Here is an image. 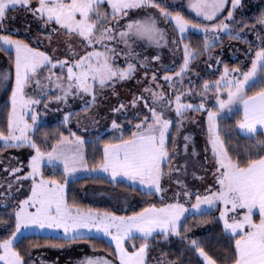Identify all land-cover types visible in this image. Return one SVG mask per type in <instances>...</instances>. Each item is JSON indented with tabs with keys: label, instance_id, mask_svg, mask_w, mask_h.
<instances>
[{
	"label": "snow or ice",
	"instance_id": "1",
	"mask_svg": "<svg viewBox=\"0 0 264 264\" xmlns=\"http://www.w3.org/2000/svg\"><path fill=\"white\" fill-rule=\"evenodd\" d=\"M181 7L170 0H0V54L9 61V69L0 71V89L10 87L0 121V154L32 150L26 165L3 170L0 229L7 234L0 236V264H35L32 248L63 249L90 241L93 233L108 237L114 248L79 264H149L153 242L168 245L173 238L183 247L175 258L161 249L156 264H192L193 258L195 264H264V10L248 22L237 19L242 0H187L195 20L177 10ZM12 10H23L37 24L35 30L27 24L26 39L6 27ZM192 32L202 36L196 47L189 40ZM249 34L255 39H247ZM225 37L246 45L243 61L235 57L239 62L229 64L214 54ZM137 48L155 51L149 56ZM165 50L172 54L167 64ZM201 58L215 78L193 71ZM133 79L140 91L111 109L125 122L111 120L110 139H86L71 130L37 138L41 106L47 112L55 104L64 126L73 117L78 127L82 118L95 126L98 101L109 90L119 97L117 86ZM75 101L81 102L79 112L71 110ZM190 112L206 120L199 164L205 175L192 173L204 184L202 191L187 183L188 160L200 156L193 137L183 134L187 122L198 123ZM88 146L101 151L92 164ZM181 154L185 163L176 166ZM45 164L60 169V178L46 176ZM101 178L126 183L147 198L146 206L117 215L69 197L70 181ZM165 178L175 189L165 187ZM25 182H30L27 194L19 199ZM188 215L199 219L188 224ZM212 223L221 225L218 237L190 235L194 227ZM31 229L62 230L65 243L49 236L43 245L22 247ZM212 239L225 241L222 252L207 250Z\"/></svg>",
	"mask_w": 264,
	"mask_h": 264
},
{
	"label": "rangeland",
	"instance_id": "2",
	"mask_svg": "<svg viewBox=\"0 0 264 264\" xmlns=\"http://www.w3.org/2000/svg\"><path fill=\"white\" fill-rule=\"evenodd\" d=\"M170 2L174 5L178 4L182 7L177 10L184 11L185 15L192 19H197L195 17V14L192 13L190 10L187 9V0H170ZM263 3L264 0H242L243 7H241L237 12V19L243 18L245 21H247L248 17H255L256 10L258 9V4ZM253 10H252V8ZM252 11L250 14L247 15L248 11ZM226 14V13H225ZM247 16V17H246ZM12 17H15V19H12ZM29 22H32V16L28 13L23 12H15L12 15L8 16L7 21L5 22L6 27L9 29V31L19 30L16 32L18 35L25 36V28ZM31 27L33 30L37 28V24L32 22ZM161 27H165V25L162 23ZM169 30L171 29V25L167 26ZM197 34L199 33L192 32L189 34ZM247 39L253 40L255 39L254 34H249L247 36ZM246 49V45L240 42L236 41H229L227 37L224 38L223 41V48H217L215 49L214 54L221 56V58L224 60V62L229 64H235L238 63L235 59V57H239L240 61H243L245 59L244 52ZM44 50V49H42ZM50 51V50H49ZM137 51H143L145 55H153L154 51L153 49H142L137 48ZM164 63H170L172 54L167 52V50L164 51ZM180 54H177L179 57ZM121 64H123V61H121ZM9 69V61L6 56L3 54H0V71L8 70ZM193 71L198 72L201 74V76L205 79H213L214 76L210 75L211 70L206 71V58L204 60H198L193 64ZM139 76H143V72H140L138 74ZM161 75H163L161 73ZM218 75V73H216ZM14 78V73H13ZM193 80L196 83H199L200 81L196 80L195 77H193ZM11 83V81H10ZM10 88V87H9ZM0 89V100L6 93V91L9 89ZM167 86H165V89ZM140 91V86L137 84L136 80H130L126 83L119 84L117 86V92L119 93V97L112 94V92L109 90L106 92L105 96L102 97L98 101V107L93 109V112L96 113L95 119L98 121V123L93 126L92 120L88 118H82L81 120V127L87 126L89 128L88 132H83L81 130V127H78L77 124V118L73 122V126L80 132L83 133H91L95 131H99L102 134H111L110 126H111V120L114 118H118V122H124L125 117L124 116H114L111 113V109L115 106H118L120 102L127 103L128 100H130L132 94H138ZM190 102L193 103H199V98H189ZM81 102L75 101L71 103V110L74 112H79L81 109ZM63 109V105L60 106ZM57 106L55 104L50 105V108L47 112L44 111L43 106H41V116L40 121L42 124H48V123H57L61 122L63 119V111H57ZM132 112L133 110L129 109V113L127 116V119H132ZM189 117H194L198 123H193L191 121L187 122L184 125L183 134L185 135H191L194 140L196 151L200 153L199 157H190L188 160L189 168H188V175H187V183L189 187L194 189L203 190L204 184L201 183V181L193 179L192 173L195 171L196 175H205L203 171L199 170V164L203 163V148L205 146V138L206 133L202 129L206 127V120L204 114L200 113H188ZM71 122V121H70ZM69 122V123H70ZM179 140V138H178ZM180 146L182 148L183 142L182 140H179ZM31 149L28 148H20V149H10V151L5 152L3 154H0V182H3L5 180V174L3 170L5 168H8L11 164L12 166H20V164L26 165L27 160L30 158ZM185 163V159L183 158V155L181 154L180 157L177 158L176 161H174V164L176 166L182 165ZM51 168L45 164L43 170L45 172V169ZM85 175V174H81ZM175 179V176L173 177ZM207 183H211V177L210 173L206 177ZM30 182H25L24 189H21V191L18 194L19 199H23L27 192L25 189H27L28 184ZM165 187H170L172 189H175V185L172 181H169L167 178L164 180ZM68 191V188H67ZM169 195H171V192H169ZM85 199H90L94 202L100 203V204H111L115 209L121 208L120 203H126L128 201L127 196H124L123 193L120 191H106L101 188H93L88 190L84 194ZM129 202V201H128ZM3 208L2 206H0ZM117 214V213H116ZM118 215V214H117ZM125 215H129L126 213ZM258 219V217H257ZM95 234V233H93ZM27 235H43V236H51V237H59L63 238L64 233L62 230H49V229H31L27 231L25 234ZM103 237V236H100ZM106 239L107 242H109L108 237H103ZM110 243V242H109ZM82 244V245H79ZM111 244V243H110ZM113 245V244H112ZM114 246V245H113ZM106 256L103 252L99 251H93V248L91 245L85 246L83 243H72L70 246H66L63 249H54V248H46L41 247L39 249H36L34 252H32V258L35 261V264H41V261L44 262V264H79V261L83 260L87 256ZM149 264H156V258L150 262Z\"/></svg>",
	"mask_w": 264,
	"mask_h": 264
},
{
	"label": "trees",
	"instance_id": "3",
	"mask_svg": "<svg viewBox=\"0 0 264 264\" xmlns=\"http://www.w3.org/2000/svg\"><path fill=\"white\" fill-rule=\"evenodd\" d=\"M257 7L258 9L256 10L255 16L258 15L262 10H264V4L259 3ZM15 12L24 13L23 10H12L8 12V16L12 15ZM251 12L252 11L249 10L247 15L250 14ZM251 18L252 17H248L247 21L251 22ZM16 35L18 38L25 39V37H23L22 35H18V34ZM189 40L192 42L193 46L196 47L200 44L202 40V36L197 35V34H191L189 36ZM204 59L205 58H201L200 60H204ZM9 94H10V88L6 91V93L0 100V121L3 120L4 112L6 111L5 106L7 104ZM75 119L76 117H73V119L67 126H64L61 122L42 124L40 132L37 134V138L39 139L44 132H48L51 135V134H54L56 131H61L64 133V135H68L69 130L76 132L78 135L85 136L86 139L91 136L99 135V136H102L104 140H108L112 136L111 134H102L99 131H95L91 133L80 132L73 126V122L75 121ZM124 122H125V119H124ZM227 123L229 124L232 123V120H228ZM8 151H10V149H7L3 153L8 152ZM100 156H101V151L99 149L94 151L91 146H88L89 164H92L95 161L99 160ZM60 172H61L60 169L47 168L45 169L44 173L46 176L55 174L56 178L59 179ZM93 188H101L108 192L115 191V190L120 191L121 193L124 194V196H127L128 198H130L128 199L129 202L127 201L126 203H120L121 208L115 209L111 204H100L90 199H85L84 194L88 190L93 189ZM68 195L70 198H74L77 203L81 204L84 207H91V208L100 209V210L113 211V212H116L118 215H125L126 213L130 215L133 211H139L140 208L146 206L145 200L147 199L146 197L141 196L139 192L133 191L130 187L127 186L126 183H120L119 185H113V184H110L106 178H101V179H96V180L81 179L75 183H72L70 181L68 184ZM152 199H153V202L158 203L157 198H152ZM70 202H71V199H70ZM2 212H3V208L0 207V213ZM213 215H218V213L214 212ZM194 219H199V217L194 218L192 215H188V218L185 222L188 224H193ZM220 230H221V225L212 223V224H206V225H200V226L194 227L193 233L190 235L194 238L199 237L202 239H209L210 237H218ZM6 234L7 233L3 231V229H0V236L6 235ZM48 237L49 236H43V235H27L26 239H22L21 246L28 248L31 244H34L37 241L41 245H43L48 240ZM52 238H53L52 242L65 243L63 238H59V237H52ZM75 243H83V245L85 246L94 244L96 246V249L103 252L106 256H107V253L110 252L114 248V246L110 244L109 242H107L106 239H104L103 237H93L90 241H77ZM137 243H139V241H137ZM153 243H154V247L149 256V263L152 262L159 255V252L161 249H163L166 252H169L171 258H175V255L178 254L179 250L183 247L182 243L175 238H173L172 242L168 245L155 244V242ZM79 245H82V244H79ZM224 245H225L224 240L212 239L207 250H209L210 253L213 251L222 252L224 249ZM35 250L36 248H32L31 253L34 252ZM192 264H195L194 258L192 260Z\"/></svg>",
	"mask_w": 264,
	"mask_h": 264
},
{
	"label": "crops",
	"instance_id": "4",
	"mask_svg": "<svg viewBox=\"0 0 264 264\" xmlns=\"http://www.w3.org/2000/svg\"><path fill=\"white\" fill-rule=\"evenodd\" d=\"M258 217V216H257ZM93 235V237H100V236H102L101 234H97V233H95V234H92Z\"/></svg>",
	"mask_w": 264,
	"mask_h": 264
}]
</instances>
